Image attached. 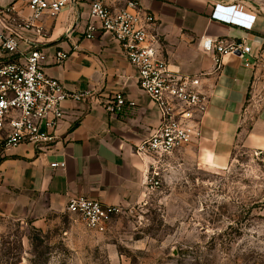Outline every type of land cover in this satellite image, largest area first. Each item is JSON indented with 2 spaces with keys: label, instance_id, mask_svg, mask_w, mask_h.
I'll return each mask as SVG.
<instances>
[{
  "label": "crops",
  "instance_id": "1",
  "mask_svg": "<svg viewBox=\"0 0 264 264\" xmlns=\"http://www.w3.org/2000/svg\"><path fill=\"white\" fill-rule=\"evenodd\" d=\"M93 1L75 0L55 17L44 15L37 23L40 33L23 32L20 48H40L50 77L68 92H90L99 100L65 102L64 118L47 150L22 145L2 154L0 219L43 223L67 216L69 200L80 196L121 210L146 199L144 184L152 160L136 150L158 127L159 110L139 88L138 72L117 42L102 33L86 38ZM130 1L154 16L151 36L158 39L170 69L202 76L210 103L194 142L220 148L214 161H227L236 142L249 153L264 155V68L251 70L240 56H228L215 73L214 56L202 47L204 38L244 42L252 47L254 59L264 51V0H110V5L121 9ZM12 3L23 9L24 0H0V7ZM233 4L256 17L252 31L212 19L214 6ZM22 14L29 16L26 9ZM60 51L69 54L63 65L54 59ZM114 94H122L127 105L112 116L102 104Z\"/></svg>",
  "mask_w": 264,
  "mask_h": 264
},
{
  "label": "built area",
  "instance_id": "2",
  "mask_svg": "<svg viewBox=\"0 0 264 264\" xmlns=\"http://www.w3.org/2000/svg\"><path fill=\"white\" fill-rule=\"evenodd\" d=\"M75 0H24L23 9L12 3L0 7V157L9 149L32 145L47 150L56 139V130L64 118L62 106L67 101L86 103L99 99L90 92H68L61 82L46 73L47 56L37 46L22 50L24 31L41 32L37 23L44 15L55 17ZM27 10L25 17L22 10ZM90 23L86 38L97 33L117 42L125 58L138 72V85L157 106L158 127L136 150L152 163L145 178L147 191L159 189V171L163 161L201 136V122L207 113L210 98L202 89V76H185L170 69L160 55L159 41L151 36L155 24L152 14L137 2L130 1L121 9H113L110 0H94L90 5ZM212 19L252 31L256 17L241 5L214 6ZM203 50L214 56L215 73L223 59L240 56L245 68H264V51L254 57L251 46L226 39L202 40ZM55 62L63 65L69 54L57 52ZM253 59V61L251 60ZM127 105L122 94H114L102 104L114 116ZM65 164H52L64 168ZM121 209L80 196L71 198L66 207L69 216L79 218L86 227L104 232Z\"/></svg>",
  "mask_w": 264,
  "mask_h": 264
},
{
  "label": "rangeland",
  "instance_id": "3",
  "mask_svg": "<svg viewBox=\"0 0 264 264\" xmlns=\"http://www.w3.org/2000/svg\"><path fill=\"white\" fill-rule=\"evenodd\" d=\"M194 142L104 232L77 217L0 219V264H264V155ZM147 190V189H146Z\"/></svg>",
  "mask_w": 264,
  "mask_h": 264
}]
</instances>
